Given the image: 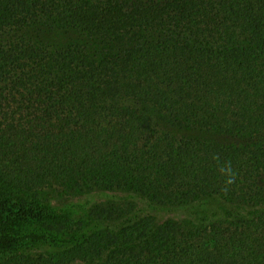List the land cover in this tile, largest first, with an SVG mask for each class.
I'll return each instance as SVG.
<instances>
[{
    "label": "trees",
    "instance_id": "trees-1",
    "mask_svg": "<svg viewBox=\"0 0 264 264\" xmlns=\"http://www.w3.org/2000/svg\"><path fill=\"white\" fill-rule=\"evenodd\" d=\"M0 264H264V0H0Z\"/></svg>",
    "mask_w": 264,
    "mask_h": 264
},
{
    "label": "rangeland",
    "instance_id": "rangeland-1",
    "mask_svg": "<svg viewBox=\"0 0 264 264\" xmlns=\"http://www.w3.org/2000/svg\"><path fill=\"white\" fill-rule=\"evenodd\" d=\"M177 136L181 138H186V137L201 138L202 140L207 141V142H216L220 144H227L229 142L227 139L215 137L214 135H211L208 133H199V132L196 133L193 131L177 132ZM110 198H112L113 200L117 202H122L124 204L131 203L133 207H152L148 205L142 199L136 196H133V195L106 196L102 194V195L97 196V195L89 194V195H84V196L79 195V196L69 197L68 199H63L61 202H64V204H68V205L69 204H78L80 206L85 205V207H94V206L104 207L105 205H107L105 203H107V200ZM61 202L59 199H53L51 202H49V205L52 207H58L60 206ZM178 207H180L178 211L174 210V214H171V215L168 213H165L166 210H158L155 213L157 214V217L160 219V221H162L163 219L168 218V217L181 218L183 216L182 211L185 209L181 207H191V212L202 213V214L207 215L211 212V210H209L210 208H213L212 210L213 212L217 211L222 214L224 213L227 206L224 202H222L218 198H208V199H202L200 201H197L191 205L178 206ZM145 213H146L145 211H142V214H145ZM185 213L186 215L188 214L187 212ZM198 219L199 218L196 217L195 214L191 213V215H189L188 220H192L193 222H196V220Z\"/></svg>",
    "mask_w": 264,
    "mask_h": 264
}]
</instances>
